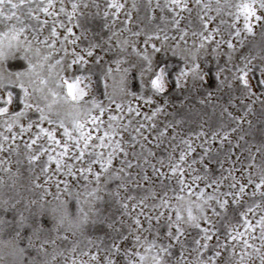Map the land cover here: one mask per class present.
Segmentation results:
<instances>
[{"label": "snow or ice", "instance_id": "6c2138e0", "mask_svg": "<svg viewBox=\"0 0 264 264\" xmlns=\"http://www.w3.org/2000/svg\"><path fill=\"white\" fill-rule=\"evenodd\" d=\"M94 6L93 17L80 13L77 2L66 11L63 0L58 8L57 0H0V153H8L0 158V264H57L65 251V264H218L223 252L240 255L238 264H245V257L264 264V0H165L155 7L152 0L143 5L133 0L130 8L120 0H106ZM140 7L146 10L148 25L133 29L131 13H139ZM156 10H166L169 18L161 15L156 24ZM121 12L125 18L117 28ZM94 18L103 21L99 31L88 26ZM184 19L187 23L181 27ZM225 73L230 76L221 80ZM225 84L232 92L219 124L186 129L191 117L176 112L172 97L197 87L219 90ZM101 86L107 104L97 99ZM257 101L261 139L250 144L246 137L253 134V125L247 117ZM244 123L248 130L241 128ZM197 141L202 174L192 166ZM152 142L156 148L172 146L167 156L170 172H162L161 158L160 167L152 165L153 175L163 181L179 172L180 192L186 196L169 198L167 192L151 190L139 199L129 194L130 185L142 186L133 169L144 172L141 180L152 179L144 167L155 155L146 146ZM213 143L219 149L214 151ZM245 150L246 164L241 162ZM186 157H193L191 163ZM25 160L27 187L19 183ZM50 163L55 164L52 175ZM52 184L55 193L49 191ZM33 189H41V194L28 199L24 193ZM245 197L252 202L242 203ZM148 199L159 200L150 213L143 211ZM113 203L124 210L121 216L112 215ZM230 205L242 210L236 231L230 222L221 240L216 218ZM249 215H258L255 224ZM189 229L197 232L191 244ZM100 232L103 236L93 239ZM249 235L252 241L260 240L259 247ZM64 242L71 247L62 248ZM81 242L90 246L87 251ZM240 245L252 251L239 253ZM82 256L89 261L79 259Z\"/></svg>", "mask_w": 264, "mask_h": 264}, {"label": "rangeland", "instance_id": "374dc122", "mask_svg": "<svg viewBox=\"0 0 264 264\" xmlns=\"http://www.w3.org/2000/svg\"><path fill=\"white\" fill-rule=\"evenodd\" d=\"M71 2H77L80 7L78 9V11L80 13H87V14H91L93 17L95 16V12H96V8L94 5L96 4H100V5H104L106 3V0H83V2H81V0H63V4L64 7L66 9V11H71ZM121 3H125L126 8H130L131 4L133 2V0H120ZM135 2L137 3V5H143L146 4L148 2V0H135ZM59 3L60 0H57V8L59 7ZM83 3H87L88 7L84 8L83 7ZM159 3L160 5H163L165 3V0H152V4L153 7H155V5ZM191 7V4L189 5ZM145 12L146 10L143 7H140L139 9V13H137L136 10H133L131 15H132V23L129 25L130 27H132L133 29H135L136 25L139 24L140 27H146L148 25V21L144 20V16H145ZM153 15L155 16V23L156 24H160V20L159 17L161 15H163L165 17V20H167L170 16L169 13H167V11L165 10L164 12H161L160 10H156ZM184 17H188L187 13L182 14ZM139 17V18H138ZM124 14L123 12H121L120 14V19H118L116 21V27L119 28L121 27V20H123ZM193 19V24L196 23L195 21V13L192 14ZM61 19H64L66 21V17H62ZM103 21L102 19L99 18H94L91 22L90 25H88L89 27H91L94 31H99L100 30V26L102 25ZM187 23V19L182 20L181 22V27H183L185 24ZM259 39V34H257V40ZM208 59H210V57H208ZM11 63V62H10ZM19 63V62H17ZM215 63V62H214ZM219 63L221 65H223V59L221 58L219 60ZM224 75H229V73H225L221 75V80H223ZM191 84V81H190ZM215 84V81H214ZM232 92V90H230L227 87V84H225L222 88H220L219 90H217L215 87L213 88H199L197 87V89L192 90L190 93L187 94H181V93H177L176 95H174L172 97V104H174L176 106V112L179 115L182 116H190L191 119L189 121L188 125H185L186 129H198L199 124L200 123H204L205 129L207 130L208 125L211 124L213 127H216L219 122H220V117H221V109L225 106H228V101L230 98V93ZM104 93V89L103 86L100 87L99 92L97 94V99L102 101L104 104H107L108 101L104 99L103 96ZM209 93H211V97L209 99ZM237 95L239 94L238 92L236 93ZM203 100V103H200L199 101ZM237 104V109H239L240 104H239V100L235 101ZM245 103H251V101L245 100ZM132 104L133 106L136 105V101L132 100ZM114 108V105H113ZM237 109H233L231 107H229V111L233 113V115L239 116L240 112ZM143 111H148L147 107H145L143 109ZM169 111H172V109L170 108ZM261 105L259 103V101H257L254 105H253V114H249L247 119L250 120L252 122L253 128L251 129V132L253 133L252 135H249L246 137V139L249 141L250 144H258L260 142V134L259 132L256 131V129H258L261 126ZM105 124L103 125V127H107V113H105L104 117H103ZM134 119H138V118H134ZM165 119L164 117H160V120ZM170 119V117H169ZM225 122L229 124V126H234L231 125L230 122H228L225 118ZM45 127H47V125H45ZM241 128L244 130H248V124L244 123L241 125ZM0 131H2V129H0ZM129 131H131V129H129ZM238 133H234L232 136L233 141H235L236 137H237ZM123 136L125 139L128 138V132H124ZM27 137H25L26 139ZM8 143H11V141H9ZM156 142H152L151 144H147L146 146L148 148L151 149V151L155 154L154 156L149 157V163L144 165V167L147 170V175L149 177H151L152 179L148 180V181H143L140 179V176L144 175V172H142L140 169L136 168L133 169V175L136 176V180L139 181V183L142 185L141 187H134V185H130L129 186V194H135L137 196V198L139 199V197L141 195H146L148 194L149 190L151 191H155L157 193H163V192H167V196L169 198L174 197L176 195H187V193H181L180 192V184H179V172H177L175 175H171V176H167L165 177V179H163V181L157 180L155 178V176L153 175L152 172V165L155 164L157 167H160L158 161L163 158L164 162H165V167L162 169V172L167 174L170 172V169L167 167L169 161L167 159V156L169 154H171V148L172 146L169 145L167 149H165L164 147H160V148H156L155 145ZM167 143V142H166ZM241 143H244L243 141H241ZM200 145V141L195 142L194 144V148H195V153L194 156L197 157V162L195 164H193V168L196 169V172L201 173L203 172V169L201 167V164L199 162L198 156L200 154H202V150ZM225 149L228 148L227 142H225ZM5 147H7V145H5ZM182 147V146H181ZM210 147L215 151L217 149H219V145L218 144H211ZM249 147V145H245V149H247ZM230 150V149H229ZM20 153H21V158H23V154L26 152V149L23 148L22 142H21V147L19 149ZM129 156L131 157V153H132V149L129 148ZM137 151H139V146H137ZM252 151L255 152V148H252ZM179 152V148L177 149V155ZM53 158L56 157V153L55 151H53L52 153ZM8 155V153H0V158H6ZM247 150H245L244 155L241 156V162L242 163H247ZM15 159L16 157L13 156V163H12V168L13 170H15L16 165H15ZM44 160H47V157H43ZM193 157H186V160L188 163H191ZM233 159H235V157H233ZM259 162V157H257V163ZM185 179L186 182L190 183V178L188 177V167H187V163L185 164ZM225 167H229V165H225ZM239 167V164H238ZM49 168L52 170L50 171L49 175H52V172H54L55 170V164L54 163H50L49 164ZM216 168H219V165H216ZM27 161H24V165L21 168V174H20V180L19 183L21 185H24L25 187L28 186V173H27ZM37 172H39V168H37L36 170ZM137 173H139V175H137ZM226 174V173H225ZM0 175H2V173H0ZM235 175L237 177H239L241 175L240 172H236ZM220 173L219 171H217L216 174V178H219ZM43 179V178H42ZM42 182V180H41ZM82 183V182H81ZM200 186L203 187V182H200ZM61 188H63V184H61ZM7 191V190H6ZM23 191V189H22ZM41 189H33L32 192H25L24 194L26 195V197L28 199H32L35 198L36 196L41 194ZM49 191L51 193H55L56 192V187L54 184H52L49 187ZM207 192H210L211 189H206ZM46 199L50 200L52 199L51 196H47ZM194 199V197H193ZM257 200H259L260 198L257 197L255 198ZM174 203L176 201H173ZM251 203L252 200L249 199V197H245L244 201L242 203ZM146 203L149 205L148 208L143 209L144 212L146 213H150L153 211L151 205L153 203H159V200L157 199L156 201H153L151 199H148L146 201ZM139 205L137 208V211H139ZM242 210V208H237V207H232L231 205L228 207V210L226 212L225 215L221 216V217H217L216 220L218 221L217 223V228L220 230L221 232V240H223V233H224V229L225 226L227 224H229L231 222V224L233 225L232 227V231L235 232L236 231V227L235 224L239 219V213ZM110 211L112 212V215L114 217L116 216H121V214L123 213V209L119 206L116 205L115 203L112 204ZM129 211H131V205H129ZM257 213L259 215L260 213V209H257ZM258 215L256 218H258ZM123 219H127V217H122ZM253 218L251 215H249L248 219L250 220V222L252 224H255V219ZM141 221L144 222V217L141 216L140 217ZM153 227H155V221L152 222ZM144 227L147 228L148 225L145 223ZM189 231L191 232V237L188 238V243L191 244L192 242V237H196L197 236V232L195 229H189ZM240 231H244V229H240ZM256 234L258 235L259 233V229L257 228L255 230ZM99 235V236H103V232L100 233H96L93 235V239H95V237ZM144 236H147L149 239H151V234L149 232H145L143 233ZM249 241L251 243H254L257 247L260 246V240L257 238L255 241L251 240V235H249ZM73 237L69 234V240H72ZM106 239V238H105ZM98 242V241H97ZM59 243V242H58ZM215 240L211 241L210 244H214ZM61 247H71L70 244H67V242H64L63 244H61ZM88 245H86V242H81L80 244V248H82L83 250L87 251L88 250ZM92 250L95 251V248L92 247ZM177 256H179V247L177 246V248L175 249ZM236 251L239 253H243L244 251H252L250 249L246 250L243 248L242 245L236 247ZM101 254V258H102ZM68 258V253L67 251H65V256L63 258H58V262L57 264H65L66 260ZM79 259H81L82 261H89V257L87 256H82L79 257ZM188 259L191 260L192 257L188 256ZM245 264H252V259L245 257ZM241 260V256L240 255H231L230 252H223L221 257L219 258L218 264H238V262Z\"/></svg>", "mask_w": 264, "mask_h": 264}]
</instances>
